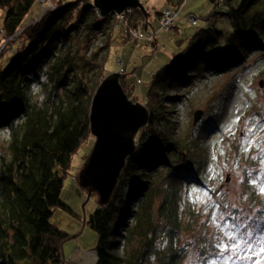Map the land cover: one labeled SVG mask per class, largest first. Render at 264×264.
<instances>
[{
    "label": "trees",
    "instance_id": "16d2710c",
    "mask_svg": "<svg viewBox=\"0 0 264 264\" xmlns=\"http://www.w3.org/2000/svg\"><path fill=\"white\" fill-rule=\"evenodd\" d=\"M166 1L174 10L183 3ZM210 1L213 8L202 27L151 75L143 101L150 120L136 136L135 151L126 159L109 202L101 205L98 199L87 218L97 234L95 264H150L151 257L156 264H181L184 249L178 241L195 222L199 225L192 211L188 220L194 223L183 221L181 196L184 186L200 182L197 162L219 119L209 108L188 145L182 144L174 139L166 104L175 103L167 91L186 88L206 74L232 71L264 41V0ZM36 2L0 0V30L7 40L0 58L9 53L0 61V132H7L9 141L0 155V264H67L62 247L76 235L61 230L52 216L61 209L78 217L61 192L72 156L91 135V100L106 77L102 53L108 42L90 53L91 39L115 17H102L93 0H52L53 9L26 26ZM130 12L129 22L145 19L146 9ZM20 27V41L12 45L9 38ZM119 75L126 91L125 77ZM32 84L44 90L42 101L33 100ZM204 230L197 238L201 254L209 250ZM162 232L166 243L161 249L156 242Z\"/></svg>",
    "mask_w": 264,
    "mask_h": 264
},
{
    "label": "rangeland",
    "instance_id": "374dc122",
    "mask_svg": "<svg viewBox=\"0 0 264 264\" xmlns=\"http://www.w3.org/2000/svg\"><path fill=\"white\" fill-rule=\"evenodd\" d=\"M140 2L149 14L141 19V32L146 36L157 32V46L142 40H128L124 37L122 23L110 16L108 28L94 33L89 52H96L108 42L102 53L104 75L119 74L122 69L128 98L143 104L151 75L168 63L174 52L183 48L185 40L202 27L213 3L210 0H183L174 10L166 0ZM42 9L37 0L24 25L35 23L41 17ZM166 9L177 12L175 26L158 33V13L161 12L160 16ZM190 16L199 18L196 26L189 23L187 18ZM2 17L3 12H0V22ZM23 29L20 27L17 30L22 32ZM222 29L226 33V25ZM19 39L20 35L15 41L12 39V45H16ZM5 41L0 34V52L6 45ZM8 56V52L4 53L0 61L5 62ZM138 81H141L140 84ZM32 85H29V92L33 100L42 101L44 90ZM167 94L175 103L166 104L172 112L174 139L184 145H188V139L195 135L194 130L204 122L209 108L219 119L218 128L208 132L204 141L206 153L200 158L203 161L197 162L200 165V182L183 187V221L194 223L192 219L188 220V211H192L194 217L199 216V225L195 222L178 241V246L184 249L181 264H225L226 256H233L226 264H264V252H261L264 248V226H261L264 215L260 212L264 210V193L260 191L264 188V41L260 49L247 53L243 63L232 71L206 74L205 78L196 80L190 86L168 90ZM199 112H203V116L195 124ZM8 142L7 132H0V155L6 152ZM93 143L94 137L90 135L72 156L70 172L64 179L61 192L62 200L78 217L61 209L52 216V222L61 230L76 235L62 247L67 264H72L70 259L76 250H94L97 242V234L87 225V218L96 209L99 197L95 193L88 197L76 178ZM193 189L197 191L193 192ZM198 196L200 199H197ZM203 227L209 250L201 254L197 238ZM229 234L241 240H252V250L241 242L235 255L231 251L221 253L219 249L222 245L231 246ZM165 243V233L162 232L156 245L162 249ZM150 260V264H156V259L151 257Z\"/></svg>",
    "mask_w": 264,
    "mask_h": 264
},
{
    "label": "water",
    "instance_id": "95a60500",
    "mask_svg": "<svg viewBox=\"0 0 264 264\" xmlns=\"http://www.w3.org/2000/svg\"><path fill=\"white\" fill-rule=\"evenodd\" d=\"M93 4L102 17L129 8L144 11L140 0H93ZM202 116L203 112L197 113L195 124ZM149 120L148 109L128 98L119 74L105 77L91 100L89 128L94 143L78 176L80 187L97 194L99 204L109 202L126 159L135 151V138Z\"/></svg>",
    "mask_w": 264,
    "mask_h": 264
},
{
    "label": "built area",
    "instance_id": "2783aa9c",
    "mask_svg": "<svg viewBox=\"0 0 264 264\" xmlns=\"http://www.w3.org/2000/svg\"><path fill=\"white\" fill-rule=\"evenodd\" d=\"M40 5L42 6V15L48 11V8L52 7V0H39ZM49 9V10H51ZM131 8L125 9L120 14H115V17L117 20L122 23L123 29H124V37L128 40H142L145 43H152L153 45L157 46L158 38H157V32H153L150 35H145L141 32V26L143 24V21L141 19H135L132 22H129L127 20V16L131 13ZM41 15V16H42ZM177 17V12L171 11L169 9H166L162 12V14L159 17V23H160V29L158 33H160L162 30H167L175 26V19ZM189 23L191 25H196L199 22L198 17L190 16L187 18ZM19 30H17L12 37L9 38L11 41L12 39L18 38L20 35ZM0 34H2V30H0ZM7 43V40L4 42V45ZM3 45V46H4ZM120 73H123V70L120 69ZM141 81H138L140 84Z\"/></svg>",
    "mask_w": 264,
    "mask_h": 264
},
{
    "label": "snow or ice",
    "instance_id": "6c2138e0",
    "mask_svg": "<svg viewBox=\"0 0 264 264\" xmlns=\"http://www.w3.org/2000/svg\"><path fill=\"white\" fill-rule=\"evenodd\" d=\"M196 189H193V192H196ZM261 193H264V188L260 189ZM205 195H207V193H205ZM197 199H200V197L198 196ZM228 239L231 241V246L229 247L228 245L224 244L220 247L219 251L221 253H226L231 251L233 253V255H235L236 250L239 249L241 247V242L243 243L244 246H246L248 248V250H252V240L249 239H242L238 238L237 236H234L232 234H229ZM261 252H264V248H261ZM233 256H226L225 257V264L227 260L232 259Z\"/></svg>",
    "mask_w": 264,
    "mask_h": 264
},
{
    "label": "crops",
    "instance_id": "0c3cea01",
    "mask_svg": "<svg viewBox=\"0 0 264 264\" xmlns=\"http://www.w3.org/2000/svg\"><path fill=\"white\" fill-rule=\"evenodd\" d=\"M93 252L95 253L94 250L80 252V250L78 249L71 256L70 262H72V264H94V262L91 263V257H90L91 253Z\"/></svg>",
    "mask_w": 264,
    "mask_h": 264
},
{
    "label": "bare ground",
    "instance_id": "6f19581e",
    "mask_svg": "<svg viewBox=\"0 0 264 264\" xmlns=\"http://www.w3.org/2000/svg\"><path fill=\"white\" fill-rule=\"evenodd\" d=\"M91 263L95 262V253H91Z\"/></svg>",
    "mask_w": 264,
    "mask_h": 264
},
{
    "label": "clouds",
    "instance_id": "9594fccd",
    "mask_svg": "<svg viewBox=\"0 0 264 264\" xmlns=\"http://www.w3.org/2000/svg\"><path fill=\"white\" fill-rule=\"evenodd\" d=\"M32 87L35 88V84H33Z\"/></svg>",
    "mask_w": 264,
    "mask_h": 264
}]
</instances>
